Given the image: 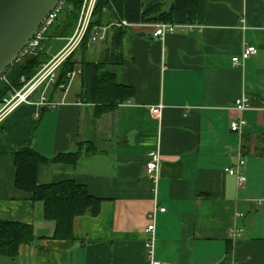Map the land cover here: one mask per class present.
<instances>
[{
	"label": "crops",
	"instance_id": "crops-1",
	"mask_svg": "<svg viewBox=\"0 0 264 264\" xmlns=\"http://www.w3.org/2000/svg\"><path fill=\"white\" fill-rule=\"evenodd\" d=\"M189 25L162 38L151 23L128 26L120 62L104 67L131 89L114 108L96 115L80 98L78 73L65 92L50 90L57 106L37 105L36 92L0 120V219L29 224L37 237L0 264H148L145 228L155 206L165 208L154 232L163 264H264V155L256 150L264 132V0H203V21ZM99 44L89 59L105 56L107 44ZM245 45L256 52L243 59ZM242 96L250 107L238 110ZM23 146L48 159L81 151L75 165L40 162L36 173L38 184L73 179L99 199L95 213L74 216L71 238L53 237L43 203L16 188L14 152ZM151 149L160 152L155 190L145 165ZM238 159L242 186L226 172Z\"/></svg>",
	"mask_w": 264,
	"mask_h": 264
},
{
	"label": "trees",
	"instance_id": "trees-1",
	"mask_svg": "<svg viewBox=\"0 0 264 264\" xmlns=\"http://www.w3.org/2000/svg\"><path fill=\"white\" fill-rule=\"evenodd\" d=\"M83 0H65V5L51 26L60 19L54 33L48 30L35 52L22 59L15 60L1 75L0 103L13 88L21 86L20 78H31L43 63L52 55L49 53V41L53 37L67 38L77 24ZM121 20L128 23H182L200 24L203 21V0H96L87 29L77 47L61 62L57 77L51 90H57L59 84H66L67 73L79 67L81 77L80 98L95 104V114L114 108L131 95L128 86L119 83L115 75L104 67L118 63L122 57V38L128 26L118 25ZM94 26L106 27L102 42L107 44L106 54L100 60L88 58L89 38ZM72 28V30H71ZM65 38V39H66ZM256 150L264 155V132L257 137ZM85 144L86 153L93 150L91 143ZM81 151L64 152L52 158H46L35 149L23 146L14 152L16 168L15 186L19 190L31 193L34 201L43 203V217L55 223L53 237L71 238L74 216L84 213L88 207L95 213L99 199L90 195L87 188L73 179L38 184L37 166L40 162L75 165ZM37 237L29 224L0 219V256L15 257L18 247L31 243Z\"/></svg>",
	"mask_w": 264,
	"mask_h": 264
},
{
	"label": "built area",
	"instance_id": "built-area-1",
	"mask_svg": "<svg viewBox=\"0 0 264 264\" xmlns=\"http://www.w3.org/2000/svg\"><path fill=\"white\" fill-rule=\"evenodd\" d=\"M96 0H83L80 9L78 21L74 32L66 38V43L53 55L51 58L43 63L37 72L29 79L25 77L20 78L22 83L19 88H13L11 91L3 97L0 103V120L8 115L12 110H14L18 105L22 103L32 102V96L39 92L38 97L35 99V103L39 106L51 108L57 106L58 102L53 101L49 98V92L52 85L56 81L57 69L61 62L77 47L80 43L88 23L91 19L92 11L94 8ZM65 5V0H59L55 7L45 16V18L40 23L38 29L36 30L33 37L30 39L29 43L20 51L16 60L22 59L25 56L31 55L35 52L40 41L44 38L45 31L51 26L56 17L62 11ZM118 25L130 26L126 20H121L117 23ZM154 30L153 35L155 37H163L167 32H173L176 28L184 29L186 24L182 23H170V22H160L153 24ZM190 27V25L188 24ZM106 33V27L94 26L89 38L88 44L100 42L104 39ZM256 52V48L253 45H245L241 53V58L245 59L251 54ZM232 63L238 64L239 57H232ZM80 73L79 69H73L67 73L68 81L66 84H59L57 86V91L65 92L69 85L71 84L74 76ZM0 79H4L0 76ZM235 107L238 110H244L250 107L249 100L242 96L235 100ZM152 114L155 117H159L161 114V105L153 107L151 109ZM244 124V120L239 118L231 122V129L234 131H240L241 126ZM146 170L155 183L158 179V170L160 165V152L158 149H151L146 154ZM244 160L238 159L237 162L230 167L226 168V172L235 175L237 177V183L242 186L246 181V176L241 172L240 168L243 165ZM164 207L155 206L148 213L149 222L145 228L147 232V259L148 264H163L161 261L154 257V232H155V218L158 211H164Z\"/></svg>",
	"mask_w": 264,
	"mask_h": 264
},
{
	"label": "water",
	"instance_id": "water-1",
	"mask_svg": "<svg viewBox=\"0 0 264 264\" xmlns=\"http://www.w3.org/2000/svg\"><path fill=\"white\" fill-rule=\"evenodd\" d=\"M59 0H0V76Z\"/></svg>",
	"mask_w": 264,
	"mask_h": 264
},
{
	"label": "rangeland",
	"instance_id": "rangeland-1",
	"mask_svg": "<svg viewBox=\"0 0 264 264\" xmlns=\"http://www.w3.org/2000/svg\"><path fill=\"white\" fill-rule=\"evenodd\" d=\"M60 19L63 18L64 16L59 17ZM60 19L58 21H56L48 30L49 34L54 33L55 31V27L56 25L59 23L60 24ZM62 20V19H61ZM76 25L73 27V30L71 28V30L74 32ZM72 32V33H73ZM69 37V36H68ZM66 38V37H65ZM65 38H61V37H53L50 41H49V53L50 55H54L59 48H61L65 43H66V39ZM101 42V41H100ZM100 42H96V43H91V45L89 46L88 52L91 55L92 51L96 48L98 49L100 47Z\"/></svg>",
	"mask_w": 264,
	"mask_h": 264
}]
</instances>
